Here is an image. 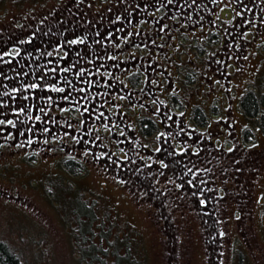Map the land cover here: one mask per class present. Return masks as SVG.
<instances>
[{
	"label": "rangeland",
	"instance_id": "1",
	"mask_svg": "<svg viewBox=\"0 0 264 264\" xmlns=\"http://www.w3.org/2000/svg\"><path fill=\"white\" fill-rule=\"evenodd\" d=\"M120 2L0 0V240L21 264H264V126L241 106L249 90H263L264 26L233 47L230 81L187 54L176 63L173 46L142 49L136 69L157 63L163 81L150 108L144 100L154 94H121L136 64L130 53H140L137 37L118 41L131 26L116 23ZM56 63L60 98L73 109L51 112L79 122L71 142L57 136L66 150L29 159L27 150L45 147L2 138L6 119L14 131L26 125L9 94H25L23 76L32 85ZM179 65L186 81L176 78ZM68 153L79 166L64 167Z\"/></svg>",
	"mask_w": 264,
	"mask_h": 264
},
{
	"label": "flooded vegetation",
	"instance_id": "2",
	"mask_svg": "<svg viewBox=\"0 0 264 264\" xmlns=\"http://www.w3.org/2000/svg\"><path fill=\"white\" fill-rule=\"evenodd\" d=\"M115 16L116 23L126 21L132 26L123 30L127 33V40L119 38L118 41L124 45L128 38L137 37L135 49L140 53H130L134 59L132 63L136 64H132L134 68L129 73L123 74L120 82L125 80L127 83L122 85L124 92L121 94L133 91L147 93L146 97L154 94L149 100H144L149 106L157 101V90L162 93L163 81L153 68L157 63H147L151 70H146L144 74L136 69L142 68L141 62L137 63L136 58L143 56L142 49L152 48L154 52H158L162 47L167 50L173 46L176 57L172 59L176 63L182 60V55L187 54L190 56L189 61L197 68L202 67L203 72L209 70L215 75L217 72L223 73L226 80L230 81L231 72L237 69L230 58L233 47L253 39L258 30H263L264 0H124L115 7ZM216 29L219 33H216ZM199 47L203 48L200 56L197 55L201 53L198 51ZM187 68L179 65L176 78L180 76L186 81ZM81 71L85 72L86 69L81 68ZM83 75L84 78L87 77V74ZM168 79L173 81L172 77ZM101 86L103 87L102 84ZM135 98L139 99V95L136 94ZM111 136H114L113 132Z\"/></svg>",
	"mask_w": 264,
	"mask_h": 264
},
{
	"label": "trees",
	"instance_id": "3",
	"mask_svg": "<svg viewBox=\"0 0 264 264\" xmlns=\"http://www.w3.org/2000/svg\"><path fill=\"white\" fill-rule=\"evenodd\" d=\"M20 51H21V47L18 46L17 52L11 53L8 56L9 58L7 59V62H11V63L15 62L14 58L17 57ZM52 56H55V55H52ZM58 57L61 59L64 57V55L63 57H60V56ZM58 64L59 63H56V65L52 69L46 70L47 77H42L41 74L36 76V78H34L35 80L33 81L32 85H29L27 83L29 80L28 77L30 75L23 76L22 84L24 85L23 87L24 92L22 93H25V94H20L19 93L20 90L17 87H16V92L13 93V95H11V93L9 94L11 96L10 100H12L13 103L14 101L16 102L15 112L20 113V116L22 118H25L23 122H25L26 125L31 126L32 129L29 130L25 125L24 129H20V130L16 129V131H14L13 129L14 123L10 119H9L10 121L6 119L7 121L2 122L3 123L2 132L3 133L10 132V133L6 134L5 137H2V138L8 141H10L11 139L15 137L19 138L20 140H23L25 138L24 141L27 143L28 142L27 138L31 137V139H29L31 144L38 142L40 143V145H43V147H45V148H41V147L32 148L30 150H27L26 153L29 159H32L33 157L32 155L36 151L42 152L44 149H48L50 147L54 148L55 146L59 147L63 145L62 149L66 150V148L69 147V145L64 140L57 138V136L59 135L58 137L60 136L66 137L69 135L70 137L69 139L71 142L74 138V135H72V133H74L77 123L79 122L77 117L67 116L65 115L64 111L61 113L57 112L56 115L58 117L55 120L54 118L55 116L51 112V109H54L55 106H58L60 103H67V102H69L68 104L70 105L68 107H65L66 109L65 111H67L68 108L70 107L73 109L71 105V99L69 97L60 98L62 91L59 86V82L60 84L61 82H63V76H60L59 72L64 71V70L61 69L59 71V68L57 67ZM27 65H29V63H27ZM32 69H34V67ZM73 76L75 75L73 74ZM43 81H45V84L41 86L43 90L40 92L39 91L37 92V89L40 87V84ZM262 86H263V90L259 94L253 92L252 90H249L243 96L242 101H241V106L245 110V112H247L250 116L255 117L259 113L260 118L262 119L263 126H264V82L262 83ZM81 91L84 92L82 89ZM3 100L4 99L2 98V101ZM39 102H41V105H40L41 107L39 106L40 108H38ZM51 105L53 106L51 107ZM32 110L33 111L41 110L44 112H41L40 113L41 117L37 118V117H32L28 115L29 112H31ZM47 113L51 116H48L46 119H43L44 115ZM1 120H4V119L2 118ZM49 134L51 136L55 134L57 135L49 139L50 137ZM40 138H44V139L47 138V140L42 141ZM57 140H59V142ZM16 144L19 145L20 143H16ZM6 146H7L6 144L2 143L0 144V149H4L6 148ZM66 157L67 158H65V160L63 161L65 168L73 169L74 166L75 167L79 166L78 163L75 162V159L77 158L70 155L69 153ZM75 169H76V172L77 170H79L78 168H75ZM0 264H21L18 256L2 240H0Z\"/></svg>",
	"mask_w": 264,
	"mask_h": 264
}]
</instances>
